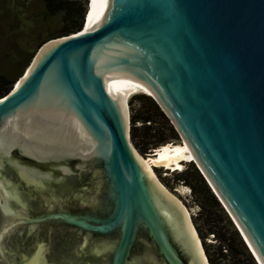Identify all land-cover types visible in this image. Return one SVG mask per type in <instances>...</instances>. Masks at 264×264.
<instances>
[{
  "label": "water",
  "instance_id": "1",
  "mask_svg": "<svg viewBox=\"0 0 264 264\" xmlns=\"http://www.w3.org/2000/svg\"><path fill=\"white\" fill-rule=\"evenodd\" d=\"M18 80L0 96V264H207L136 152V92L264 264V0H91L88 26L44 42Z\"/></svg>",
  "mask_w": 264,
  "mask_h": 264
},
{
  "label": "trees",
  "instance_id": "2",
  "mask_svg": "<svg viewBox=\"0 0 264 264\" xmlns=\"http://www.w3.org/2000/svg\"><path fill=\"white\" fill-rule=\"evenodd\" d=\"M88 7L89 0H43L45 13L60 15L62 21L59 31L50 34L40 46L50 39L81 30ZM29 64L30 60L26 67ZM14 81L0 68V96L13 87ZM135 101H138L139 106H132L130 110L131 138L143 154L148 156L166 143L181 141V135L171 118L152 95L136 92L129 98L130 106ZM185 162L189 163L188 167L185 165L183 170L172 171H177L175 176L178 180L190 185L196 201L203 209L200 218L205 231L198 226L210 264H259L200 166L196 161ZM210 234L214 235L216 242H207Z\"/></svg>",
  "mask_w": 264,
  "mask_h": 264
},
{
  "label": "rangeland",
  "instance_id": "3",
  "mask_svg": "<svg viewBox=\"0 0 264 264\" xmlns=\"http://www.w3.org/2000/svg\"><path fill=\"white\" fill-rule=\"evenodd\" d=\"M61 21L60 15L50 16L45 13L43 0H0V68L8 77L15 80L14 84L21 77L19 74L26 72L28 68L26 65L29 60L30 63L32 62L41 42L49 38L50 34L59 31ZM132 106L138 107V101L129 106L131 111ZM181 142L182 139L176 143ZM133 144L136 146L134 141ZM136 148L141 155L147 157L137 146ZM188 164L185 165L188 167ZM154 167L160 182L179 197L188 208L206 252L205 241L200 235L198 226L200 225L201 230L205 231L203 220L200 218L203 209L196 201L190 185L178 180L175 176L177 171H172V168L168 169L165 165ZM206 240L216 242L213 234H210Z\"/></svg>",
  "mask_w": 264,
  "mask_h": 264
},
{
  "label": "bare ground",
  "instance_id": "4",
  "mask_svg": "<svg viewBox=\"0 0 264 264\" xmlns=\"http://www.w3.org/2000/svg\"><path fill=\"white\" fill-rule=\"evenodd\" d=\"M88 14H87V18L85 19V27L88 26L90 17H91V0H90V5L88 7ZM19 81V80H18ZM21 81V80H20ZM19 81V82H20ZM18 82V84H19ZM129 101H128V109H130L129 107ZM185 141L181 142V143H166L164 145H162L161 148L157 149L158 152H156L153 155L147 156V157H142L141 154L136 150V152L150 165V167L152 168L155 176L157 177V179L160 181L158 174L155 170L154 166H160V165H165L168 168H172V170H183L185 168V161H195L191 148L189 146L188 140L185 137ZM164 186V185H163ZM171 194H173L175 196V198L179 201V203L184 207V209L188 212L189 218L191 220L192 226L196 232V234L199 237L204 255L206 257L207 260V264L209 263V260L207 258V254L204 250V245L202 244V240L198 234V231L193 223V220L191 218V215L189 213L188 208L184 205V203L179 199V197H177L169 188H167L166 186H164ZM219 197V196H218ZM219 199L221 200V198L219 197ZM223 206L225 207V209L227 210V212L229 213V215L231 216L229 210L227 209L226 205L224 204V202L221 200ZM233 222L235 223V225L237 226V228L239 229V231L242 233V231L240 230L239 226L237 225V223L235 222V220L233 219V217L231 216ZM243 234V233H242ZM247 245L250 246L248 240L246 239V237L244 238ZM251 247V246H250ZM252 249V248H251ZM253 252V255L255 256L257 262L259 264H261V262L259 261L258 257L256 256L255 252L253 251V249L251 250Z\"/></svg>",
  "mask_w": 264,
  "mask_h": 264
},
{
  "label": "clouds",
  "instance_id": "5",
  "mask_svg": "<svg viewBox=\"0 0 264 264\" xmlns=\"http://www.w3.org/2000/svg\"><path fill=\"white\" fill-rule=\"evenodd\" d=\"M161 148V147H160ZM159 149V148H158ZM157 152V149L154 151V153H156ZM168 169H171V168H168ZM172 170V169H171Z\"/></svg>",
  "mask_w": 264,
  "mask_h": 264
}]
</instances>
